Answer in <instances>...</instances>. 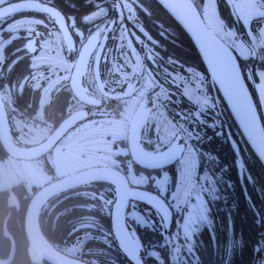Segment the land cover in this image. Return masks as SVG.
Returning <instances> with one entry per match:
<instances>
[{"label": "trees", "instance_id": "trees-1", "mask_svg": "<svg viewBox=\"0 0 264 264\" xmlns=\"http://www.w3.org/2000/svg\"><path fill=\"white\" fill-rule=\"evenodd\" d=\"M35 3L46 4L54 10L55 15L48 22L50 27L58 26L57 24L62 21L67 27L71 23V33L76 39L74 44L77 51L85 38L89 36L88 33L81 35L77 33V30L84 28L98 29L93 31L90 37L95 42L111 46L112 34L119 27L118 24L113 25V20L115 16L120 15L121 12L124 14L129 9L123 1L117 3L115 0H0V27L15 17L13 5L22 8L20 15H32L34 12L31 11L30 5ZM217 3L219 7L217 13L223 25L236 31L238 35L235 34L234 37L242 39L245 45L250 46L244 27L233 12L229 1L226 3L225 0H217ZM133 4L134 13L139 17L141 30L145 29L153 44L159 46L160 51L170 55L171 131L178 130L184 136L188 125L193 122L190 111L193 108L181 93L183 78H186L189 70L195 72L198 69L202 70L210 82L211 78L191 39L156 0H133ZM99 10H104L105 14L90 21L89 17ZM34 15L37 14L34 13ZM122 20H125L123 16L118 23ZM46 31L47 29L42 37L48 34ZM57 32L61 44V32L59 30ZM2 33L3 37H7L11 32L3 31ZM102 39L103 41H100ZM19 40L14 39L8 43L19 44ZM225 43L233 51V48L227 42ZM235 56L246 83L254 80V69L264 68V64H260L258 58L248 59L249 56H253L252 54ZM5 68L6 65H4ZM29 68L25 59L18 60L0 77V91L9 99L6 105L9 117L19 125L27 123L48 127L51 122L67 113L70 109L69 101L60 99V93L57 94L55 98L44 104L43 116L39 120L37 115L40 112L42 86H33ZM245 73H248L247 77ZM250 87L251 85H248L249 89ZM219 98L224 116H217L215 112L206 111L201 117L209 125L215 124V127L202 129L206 133V138L202 141V150L210 148V153L217 158L215 163L208 165L210 168L223 170L217 175L220 177L218 187L222 190L221 194L225 200L211 206L210 218L213 220V225L205 226L196 237L198 264H261L252 249L258 241L260 246L264 247V239H261L264 237V223H262L264 221V167L242 137L220 95ZM257 109L263 122L259 105ZM216 113L219 111L217 110ZM18 133L21 134L22 131L15 130L11 134L15 136ZM17 140L21 148L31 149L35 146L22 143L18 138ZM121 145L126 146V143ZM232 145L235 149L238 146L234 155L229 153L233 150ZM223 150L224 153H222ZM39 154L46 153H33L26 159ZM4 155L6 154L0 145V159ZM116 158L119 160L120 170L124 173L131 169L135 173L148 172L132 163L126 152L116 155ZM241 163L244 164L243 169L239 167ZM36 190L29 192L23 182L0 189V264H35L30 261L27 253L28 241L24 232V215L28 202ZM114 198V188L106 182H93L58 194L48 200L41 209L39 215L41 232L55 248L75 256L87 257L90 259L89 264H128V260L121 253L111 232L110 211ZM86 216H91L93 223L85 219ZM174 225L172 224L170 229L172 232H174ZM135 228L146 246L148 244L160 246L158 232L137 226ZM76 243L77 245L74 246ZM11 248H14L13 258L9 262H4ZM226 249L229 250L226 252ZM164 255L167 256L168 253L165 252ZM172 264H180V262L173 261Z\"/></svg>", "mask_w": 264, "mask_h": 264}, {"label": "flooded vegetation", "instance_id": "flooded-vegetation-1", "mask_svg": "<svg viewBox=\"0 0 264 264\" xmlns=\"http://www.w3.org/2000/svg\"><path fill=\"white\" fill-rule=\"evenodd\" d=\"M115 1L117 3L123 1L127 6H129V9L125 11L124 14H122L121 12L120 16L121 17L123 16V18L125 19L126 30L130 32L135 38V47L138 50H141V52L144 54L142 57H144V61H145L144 63H146V65L143 66L144 67L143 72L144 73L148 72L151 75L150 79L151 81L153 80L152 85L148 86L150 81H145V79L140 78L139 74H136V72L129 71V69L125 68L124 66H121L119 62L114 59V55L111 54L110 48L112 46H108L105 43L95 42L90 37L92 35V32L98 29L84 28L77 30V33L79 35H81L82 33L89 34V36L85 38L84 43L80 46L78 51L76 50V45L74 44L76 39L74 38V35L71 33V27H70L71 23H69L67 27L62 21L60 22V24H57L58 26L53 25L52 27H50L51 29H48L45 28L44 25L40 26V24L42 23L38 22V27L32 28L31 30L24 29V30L15 31L17 32V35H15L14 39H20L19 44H15V43L11 44V42L7 43L2 47L0 51V53L3 56L2 58H0V77L2 76L3 72H6L8 69H10L13 65H15L18 62V60L23 59L24 61L25 59V63H28L30 66L29 74L33 79L32 82L33 86L34 87L42 86V90L46 86L45 85L46 76H44V72L42 70H45L46 68L51 66L48 64H43V66L40 67L36 58L42 52V49H40V44L43 42L42 36L45 29H47L48 34L51 33V30H57V31L59 30L61 32L62 43L61 44L58 43V47L60 50L59 52L60 55L64 56L68 62H69V58H71V55L75 56V54H77L78 56L79 52L85 45H88L89 48V53L87 56L83 73L81 75L80 85H79L81 97L76 95L75 92L73 91V88L71 86V72L68 73V75L62 82L58 80L55 83V87L50 92L49 101L52 98H55V96L60 93V99H68L70 109L67 111L65 115L57 118L56 120L50 123L51 131L48 134H46L38 143H35L34 144L35 146H33V148L31 149L21 148L16 138L17 134H15V136L11 134L15 130L20 131L25 124L19 125L15 120L9 117L8 110L6 108L9 99L7 98L6 95H3L0 91V95L6 111L9 133L14 143V146L18 148L20 152H23L24 150H26L27 152L25 156H22L20 154L19 156H15V157L26 158L32 156L33 153L36 154L41 152L46 153L49 149H51L55 145V143L58 142V140L62 136H64L69 131L70 128L74 127L75 125H77L78 123L82 122L87 118H93L92 122L100 123V126L103 125L102 120L109 115V110L113 107L115 108L116 107L119 108L121 106L133 107L132 113L129 117L131 119L133 113L141 103L143 104L142 110L149 111L141 133V144L143 148H145L149 152L161 151L174 140L177 134L183 137V134L181 132H178L177 129H176L177 131H175L173 134L171 131L172 123L170 119V102L172 98V92H171V85L169 79V74L171 71L170 58H169L170 55L168 54L165 55L166 52L160 51L159 46L157 44H153L149 34L145 31V29L141 30V26L138 22L139 17L136 16L134 13L133 0H115ZM127 6L125 7L128 8ZM18 7H19L18 9H13L15 10L14 12L15 17L18 16L17 14L21 13L22 10L20 6ZM30 9L37 15L35 16L33 13L32 15L29 16L33 17L32 19L37 18L38 19L37 21L49 22L52 20V18L55 15L54 10L50 6H47L46 4H42V3H35L33 5H30ZM99 11H103V10H99ZM26 33H31V34L27 35ZM100 41H103V39ZM48 53L57 55L56 51L48 50ZM77 56L74 58L75 62L77 60ZM4 65H6L5 69H4ZM72 68H74V66ZM109 68L111 70L115 68L116 71L121 74L118 76H111V75L108 76L107 72ZM139 69L140 66H137L136 71H139ZM195 72L203 73L201 69H198ZM117 78H119V80L116 82ZM146 84H147L146 90L141 92V90L144 89ZM214 90L216 95L219 97L217 93L218 91L216 90L215 86H214ZM41 98H40V107H39L40 112L38 113L39 120L43 116L42 109L44 104L49 102L46 101L41 105ZM74 98H77L78 100L75 101ZM217 110L219 111V113H216ZM210 112L212 113L215 112L217 116L218 115L224 116L223 111L221 110L220 102ZM129 118L128 121H130ZM25 121H30V120L26 119ZM27 125L33 126V124H27ZM117 142L120 144L126 143L125 152L128 153L127 132H126V136L117 139ZM232 147L233 150L229 151L230 155H234L236 152L235 146L232 145ZM203 151L210 153L211 149L206 148ZM222 153H224V150L222 151ZM129 159L131 160L130 155H129ZM115 160L116 163L111 167L117 169L119 168L118 170H120L121 166L119 165V160L116 158V155H115ZM131 162L133 163L132 160ZM139 168L148 172L139 171L138 173H135L132 169L128 170L127 173H124L121 170L120 171L123 172L127 176V178H128V174H132V173L139 175L142 173L150 174L152 172V170H147L141 167ZM129 184L131 187L136 188L137 184H131L130 181ZM147 190L153 191L152 189H147ZM79 191H87V190H79ZM134 193L135 192H133V194ZM141 207H143V205H141ZM91 218H92L91 216H86L85 219H88V221H91V223H93V220ZM126 218H127V213H126ZM176 219H177L176 217H173V224H175L173 226L174 232L176 231ZM133 227L135 228V225ZM136 234L140 237L139 235L140 233L137 229H136ZM65 254L73 260V264H89L88 260L90 259L87 257L75 256L72 253L70 254L67 252ZM45 263L46 261L43 259L41 264H45Z\"/></svg>", "mask_w": 264, "mask_h": 264}, {"label": "rangeland", "instance_id": "rangeland-1", "mask_svg": "<svg viewBox=\"0 0 264 264\" xmlns=\"http://www.w3.org/2000/svg\"><path fill=\"white\" fill-rule=\"evenodd\" d=\"M228 1L240 22L243 20L244 30L254 16L264 14V12H262L257 6L256 0ZM18 8L17 5H13V9ZM20 14L21 13L0 27V51L5 44L14 39L15 35H17V32H15L17 30H31L32 28L38 27V22L42 23L40 26L44 25L46 28L50 29V24L48 22L37 21V18L32 19L33 17L29 15ZM104 14V10L98 11L92 17L90 16L89 20L93 21L102 17ZM121 18L122 17L118 15L115 16V19L113 20V25L118 24L119 27L117 31L112 34L113 44L110 48L111 54L114 55V59L118 61L121 66L129 69V71L136 72V74H139L140 78L145 79V81H150L148 86H151L153 82V80L151 81L150 79L151 75L148 72H143V66L146 65V63H144V57H142L144 54L141 50H138L135 47V38L126 30L125 20L118 23ZM203 19L206 25L222 40L235 49V52L238 53L239 56H249L252 54L256 55L258 59L259 57L264 56V50H262L264 49V32H260L257 24L253 23L251 25V31H245L250 43V46H247L242 39L234 37L237 33L236 31L226 28L223 25L217 13L215 3H208L205 5ZM3 31H10L11 33L7 37H3ZM26 34L30 35L31 33ZM58 39L57 30H51V33L43 37V42L40 44L42 52L36 57L40 67H42L43 64L51 65L45 70H42L44 76H46V86L42 90L41 105L44 102L49 101L50 92L55 87V83L58 80L62 82L69 72L72 73V67L75 63L74 55H71L69 62L64 56L60 55ZM48 50L56 51L57 55L48 53ZM2 57L3 56L0 53V58ZM137 66H140L139 71H136ZM107 74L108 76H118L121 73L117 72L115 68H113V70L109 68ZM201 79L206 81V87L195 93V85L196 87H201ZM118 80L119 78L116 79V82ZM261 83L264 84V81H261ZM146 88L147 84L141 92L146 90ZM180 90L186 101L191 104L193 110L199 109V105L194 103H204L205 95L214 100L215 107L220 102L219 97L215 93L213 83L210 82L205 74L201 72H193L192 70H189L186 78H183V84ZM214 108L209 110L205 107L204 112H210ZM132 110L133 107L124 106L111 108L109 110V115L102 120L103 125L101 126L100 123L92 122L93 118L83 120L70 128L69 131L62 136L45 155H35L31 159L4 155L0 159V189L8 188L13 184L23 182L26 185L27 190L32 192L56 178L82 169L114 165L116 163L115 155L126 151L125 146L118 143L117 139L126 136L129 125L128 118L130 117ZM260 112L263 117L264 125V107L260 106ZM50 128L51 126L44 128L41 126H30L25 124L20 130L24 135L18 133L17 138L22 143L35 144L49 133ZM174 132L173 129L172 134ZM148 175L149 174L145 173L139 175L132 173L128 174V179L131 184H137L139 180L146 178ZM128 215L129 213L127 212V216ZM76 245L77 243L74 246ZM68 250L70 251V249Z\"/></svg>", "mask_w": 264, "mask_h": 264}, {"label": "snow or ice", "instance_id": "snow-or-ice-1", "mask_svg": "<svg viewBox=\"0 0 264 264\" xmlns=\"http://www.w3.org/2000/svg\"><path fill=\"white\" fill-rule=\"evenodd\" d=\"M225 2L228 3V0ZM208 3H216L217 11L219 10L217 0H193V6L201 13L202 19L204 7ZM256 4L264 12V0H256ZM253 23L257 24L260 32H264V14L254 16L245 28L246 32L252 30ZM241 25L244 26L243 20ZM233 52L239 56L235 49ZM254 58L257 56L248 57V59ZM259 63L264 64V56L259 57ZM254 71V80L246 83V87L251 85L248 97L252 101L253 108L258 105L264 107V84L261 83L264 81V68L258 67ZM247 75L248 73H245L246 77ZM214 83L219 85V82ZM200 84L201 87L195 85V93L206 87L204 79L200 80ZM224 95L240 119L247 142L252 145L258 158L264 161V128L257 129L249 118L247 106L239 97L227 88L224 90ZM194 104L199 105V109L190 110L193 122L188 125L185 135L181 137L177 145L179 151L170 154L164 162L154 165L152 172L137 182V191L129 197L127 205L129 215L125 223L129 242L124 250L128 264H150V262L151 264H172L173 261H179L180 264H198L196 237L205 226L213 225V220L210 218L211 206L225 200L221 194L222 190L218 187L220 177L217 175L223 170L210 168L208 165L215 163L217 158L202 150V141L206 138V133L202 129L215 127V124L209 125L201 117L204 115L205 107L211 110L215 107V102L205 95L203 104ZM258 118L256 113L255 120L257 121ZM235 150H238V146ZM239 167L243 169L244 164L241 163ZM227 186L232 187V185ZM173 217L177 218L175 232L170 230ZM134 225L158 232L160 246L155 247L154 244L146 246L136 234ZM228 250L226 249V252ZM252 251L256 253L261 264H264V247L260 246L259 241ZM165 252L168 253L167 256L164 255Z\"/></svg>", "mask_w": 264, "mask_h": 264}, {"label": "water", "instance_id": "water-1", "mask_svg": "<svg viewBox=\"0 0 264 264\" xmlns=\"http://www.w3.org/2000/svg\"><path fill=\"white\" fill-rule=\"evenodd\" d=\"M163 9L185 31L195 46L213 85L221 96L227 110L238 127L242 137L255 154L252 145L247 142V136L243 133L240 119L231 103L224 95L227 88L235 96L245 103L250 120L257 129L264 128L259 111L252 107V101L248 97L249 88L240 69L238 60L232 49L215 34L201 18V13L193 6L192 0H156ZM89 53L88 45H85L75 62L71 73V86L76 95L80 94V79ZM219 82V85L214 83ZM141 103L133 113L127 130V147L131 160L135 165L147 170H152L154 165L164 162L170 154L178 152L179 134L163 150L149 152L141 144L143 125L148 116V110H142ZM256 113L259 118L255 120ZM259 142V141H258ZM0 145L6 154L10 156L26 155V150L20 152L14 146L11 139L5 107L0 95ZM258 158V156L255 154ZM258 160L264 167V161ZM93 182H106L114 188V202L110 211L111 232L118 248L124 254L128 246L129 236L125 228L126 213L129 197L137 188L130 186L127 176L111 166H97L82 169L68 175L54 179L46 185L38 188L31 196L24 215V232L28 241L27 253L31 262L41 264L43 259L50 264H73V260L65 253L55 248L42 234L39 227V215L45 203L54 196L67 192L70 189ZM14 248H11L9 256L4 262L13 258Z\"/></svg>", "mask_w": 264, "mask_h": 264}]
</instances>
